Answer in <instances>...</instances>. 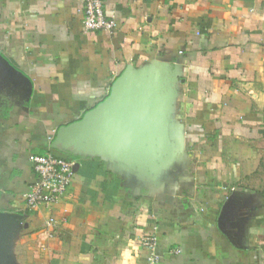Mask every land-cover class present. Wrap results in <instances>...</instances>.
Here are the masks:
<instances>
[{"label":"crops","instance_id":"crops-1","mask_svg":"<svg viewBox=\"0 0 264 264\" xmlns=\"http://www.w3.org/2000/svg\"><path fill=\"white\" fill-rule=\"evenodd\" d=\"M102 3L111 33L83 31L81 0H0V53L30 80L0 66V211L20 215L13 262L146 264L139 237L156 226L160 264H264V195L247 184L264 147V0ZM158 58L180 73L189 177L150 195L101 158L77 157L60 201L28 209L29 155L50 152L47 137L127 65Z\"/></svg>","mask_w":264,"mask_h":264},{"label":"water","instance_id":"water-1","mask_svg":"<svg viewBox=\"0 0 264 264\" xmlns=\"http://www.w3.org/2000/svg\"><path fill=\"white\" fill-rule=\"evenodd\" d=\"M0 66L30 87V80L1 53ZM179 74L177 65L164 58L127 65L101 101L81 118L58 127L51 149L99 157L150 195L173 192L189 177L191 156L174 114ZM19 218L0 211V264H15L8 244Z\"/></svg>","mask_w":264,"mask_h":264},{"label":"built area","instance_id":"built-area-1","mask_svg":"<svg viewBox=\"0 0 264 264\" xmlns=\"http://www.w3.org/2000/svg\"><path fill=\"white\" fill-rule=\"evenodd\" d=\"M84 4L83 31L102 30L111 33L116 23L113 18L107 17L103 10L102 0H81ZM53 136H48L51 143ZM29 161L32 163L36 174L35 180L30 184L29 190L24 194L28 209L35 210L44 205L50 207L60 201L73 181L76 160L55 156L51 152L44 154H30ZM47 227L55 224L54 218L46 219ZM139 244L146 250V264H160L162 255L158 251L157 227L139 237ZM179 253V249L172 250Z\"/></svg>","mask_w":264,"mask_h":264},{"label":"rangeland","instance_id":"rangeland-1","mask_svg":"<svg viewBox=\"0 0 264 264\" xmlns=\"http://www.w3.org/2000/svg\"><path fill=\"white\" fill-rule=\"evenodd\" d=\"M262 154L257 160V167L251 172L248 185L254 190L264 195V147H262Z\"/></svg>","mask_w":264,"mask_h":264},{"label":"trees","instance_id":"trees-1","mask_svg":"<svg viewBox=\"0 0 264 264\" xmlns=\"http://www.w3.org/2000/svg\"><path fill=\"white\" fill-rule=\"evenodd\" d=\"M50 152L52 154H54L55 156L63 157V158H66V159L75 160L77 158V156H74V155H72L71 153H68V152H59V151L54 150V149H50Z\"/></svg>","mask_w":264,"mask_h":264}]
</instances>
